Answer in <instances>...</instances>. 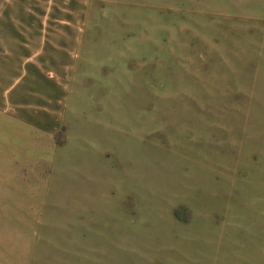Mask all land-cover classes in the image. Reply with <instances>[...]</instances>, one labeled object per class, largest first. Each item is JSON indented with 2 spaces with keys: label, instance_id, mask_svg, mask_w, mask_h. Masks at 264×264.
Here are the masks:
<instances>
[{
  "label": "rangeland",
  "instance_id": "obj_1",
  "mask_svg": "<svg viewBox=\"0 0 264 264\" xmlns=\"http://www.w3.org/2000/svg\"><path fill=\"white\" fill-rule=\"evenodd\" d=\"M8 19L73 25L79 52L56 131L0 114V264H264V0H0Z\"/></svg>",
  "mask_w": 264,
  "mask_h": 264
},
{
  "label": "crops",
  "instance_id": "obj_2",
  "mask_svg": "<svg viewBox=\"0 0 264 264\" xmlns=\"http://www.w3.org/2000/svg\"><path fill=\"white\" fill-rule=\"evenodd\" d=\"M31 29L17 32L9 19L0 24V114L12 123L9 131L18 125L40 135L60 125L79 32L63 24L41 26L34 36Z\"/></svg>",
  "mask_w": 264,
  "mask_h": 264
}]
</instances>
